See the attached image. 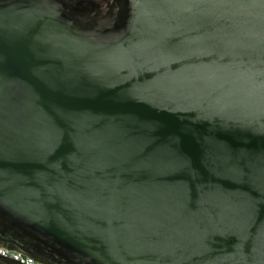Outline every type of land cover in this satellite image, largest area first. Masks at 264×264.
Returning <instances> with one entry per match:
<instances>
[{
  "label": "water",
  "instance_id": "1",
  "mask_svg": "<svg viewBox=\"0 0 264 264\" xmlns=\"http://www.w3.org/2000/svg\"><path fill=\"white\" fill-rule=\"evenodd\" d=\"M0 242L264 264V0H0Z\"/></svg>",
  "mask_w": 264,
  "mask_h": 264
},
{
  "label": "built area",
  "instance_id": "2",
  "mask_svg": "<svg viewBox=\"0 0 264 264\" xmlns=\"http://www.w3.org/2000/svg\"><path fill=\"white\" fill-rule=\"evenodd\" d=\"M0 256L8 257L21 264H45L31 255L24 254L19 250L11 249L6 245L0 244Z\"/></svg>",
  "mask_w": 264,
  "mask_h": 264
},
{
  "label": "trees",
  "instance_id": "3",
  "mask_svg": "<svg viewBox=\"0 0 264 264\" xmlns=\"http://www.w3.org/2000/svg\"><path fill=\"white\" fill-rule=\"evenodd\" d=\"M4 245H6L7 247L11 248V249H16V247L12 244H9V243H5ZM32 257H34L35 259H38L39 261L45 263V264H53L49 261H47L46 259L42 258V257H37V256H33L31 255Z\"/></svg>",
  "mask_w": 264,
  "mask_h": 264
},
{
  "label": "flooded vegetation",
  "instance_id": "4",
  "mask_svg": "<svg viewBox=\"0 0 264 264\" xmlns=\"http://www.w3.org/2000/svg\"><path fill=\"white\" fill-rule=\"evenodd\" d=\"M0 244H1V245H4V244H2L1 242H0ZM15 250H17V249H15Z\"/></svg>",
  "mask_w": 264,
  "mask_h": 264
}]
</instances>
